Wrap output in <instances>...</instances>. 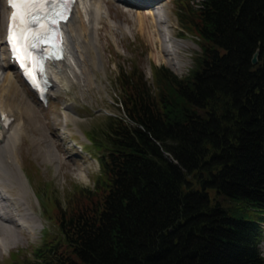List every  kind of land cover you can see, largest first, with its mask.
<instances>
[{
  "label": "trees",
  "instance_id": "obj_1",
  "mask_svg": "<svg viewBox=\"0 0 264 264\" xmlns=\"http://www.w3.org/2000/svg\"><path fill=\"white\" fill-rule=\"evenodd\" d=\"M176 1L193 66L119 71L101 175L35 264H264V0Z\"/></svg>",
  "mask_w": 264,
  "mask_h": 264
},
{
  "label": "rangeland",
  "instance_id": "obj_2",
  "mask_svg": "<svg viewBox=\"0 0 264 264\" xmlns=\"http://www.w3.org/2000/svg\"><path fill=\"white\" fill-rule=\"evenodd\" d=\"M148 1L151 2L137 4L125 0H103L110 18L98 23L95 37L97 49H88L91 58L87 66L90 72L88 79L86 74L80 72L82 68L78 67V80L68 87L52 85L49 103L42 104L22 82L14 67L2 65L9 61L3 41L8 7L5 0H0V83L7 68L15 73L20 96L7 98L12 97L8 100H15L30 111L25 115L27 126L23 134L11 136L15 138L13 150H9V154L0 153L10 172H15L16 178V183H9V190H12L9 204L5 208L2 206L6 216L12 213L14 215L10 218H16L6 222L0 217V236H8L12 242L10 246L0 249V264H11L12 258L16 259V264H35L36 253L44 249L40 245H50L54 243V237H62L59 219L64 212L72 211L78 204H88V201L82 200L81 194L84 188L93 187L96 178L101 175L100 159L105 150L98 147L95 140L92 142L90 136L103 138L108 116L124 115L123 96L117 81L119 71H141L155 88V65H166L178 75L185 74L193 66L200 48L196 35L179 22L177 1ZM149 7H153L154 11L159 10V14L150 13ZM138 9L146 11L143 17L145 30L139 26ZM162 10H165L166 16H170L169 21L161 22L160 16L165 15ZM114 22L124 25L126 30L115 26ZM169 22L177 41L179 44L182 42L181 47L178 46V56L175 55V65L166 62L168 53L164 48L172 50L171 43L166 40ZM97 54L103 63L94 67L92 58L97 59ZM19 176L26 180L29 190L28 194H24H27L25 198L20 196L19 182L23 178ZM2 201L5 205V199ZM30 210L39 216V225L33 234L24 231L18 234L14 228L18 213L29 220L27 215L31 214L28 212ZM260 247L264 255V236L260 240ZM37 248L39 250L36 251Z\"/></svg>",
  "mask_w": 264,
  "mask_h": 264
},
{
  "label": "bare ground",
  "instance_id": "obj_3",
  "mask_svg": "<svg viewBox=\"0 0 264 264\" xmlns=\"http://www.w3.org/2000/svg\"><path fill=\"white\" fill-rule=\"evenodd\" d=\"M125 1H129V0H125ZM132 2H136L137 4L148 3V1H132ZM104 4H103V0H79L78 3L74 5L72 15L65 24L66 40H67L66 55L62 59H59L55 63H53L50 68L51 78L53 81L52 85L58 88L59 87L62 88L65 86L67 87L70 86L72 82H76V79L78 80L79 77L78 67L82 68V71L80 70V72L86 74V78L88 79L90 72L88 71L87 66H88V61L91 60L88 54L91 49H97V42L95 37L98 29L97 27L98 23L101 22L103 19L109 20L110 18L109 14L106 11V7H104L105 6ZM149 9H150V13L152 12V14L154 15L156 13L159 14L158 13L159 10L154 11L153 7L152 8L149 7ZM162 11L164 12L165 15L164 17L160 16V18H162L161 22L169 21L170 16L168 14L166 16L165 10ZM137 14H138L139 26L141 29L145 30L143 17L146 16V11H141L140 9H138ZM168 24H170V22ZM168 24L166 28V31H168L167 32L168 36H166L167 37L166 40H168V42L171 43L172 50L164 47L168 53L166 62L175 65L176 64L175 55L177 53L178 46H180L182 42L179 44V42L176 39L177 36L174 35L172 29L170 28L171 24L170 25ZM114 25L122 28L123 30H126V27L124 25H121L119 22H114ZM175 40L177 41V43L175 42ZM98 54H97L98 56L97 59L92 58L94 67L99 66L100 63L102 62V58ZM178 54L176 56H178ZM1 56L2 55H0V57ZM90 63L92 64V62ZM2 65L5 66L7 65L8 67H11L12 62L7 61L6 63H2ZM16 79L17 78L15 77V73H13L11 70H9V68H7L0 83V117H4L7 114L13 116V119L8 124L5 123V120L2 121V119H0V148H1L0 153L2 155L4 154V152L8 153L9 150L10 151L13 150L15 138H12L11 136L13 135L15 137V136H19L20 134H23V130H25L24 127L25 125L27 126L25 115H27L30 112V111L28 112L27 106L23 107L22 104H18L15 100H8L12 97L7 98L8 96H13V95L20 96L19 94L20 88L15 82ZM90 79L91 76L89 80ZM12 102L15 103L10 104ZM1 154H0V204L5 208L6 206H8L9 204L8 201L12 197V190L11 191L9 190V183L11 184H13L14 182L16 183L15 180L16 178H15V172L14 173L10 172L11 170L8 168L7 164L3 161ZM19 178L22 179L23 177L19 176ZM19 184H21L20 196L22 198H25L29 191L27 188L26 180L23 178V181L19 182ZM25 193L27 194L24 195ZM4 199L6 202L5 205L4 203H1V201ZM28 212H30L31 214H29ZM28 212H27L28 215L27 213L26 215L27 217H29V220L26 219L20 213H18L19 216L17 217L18 221H16V223L14 222L15 224L14 228L15 231L18 232V234L19 233L23 234L22 231L29 234H33L35 232V229L39 225L40 218L35 213V211L30 210ZM9 214L10 215L7 216L6 214L4 215L0 214V217L2 218V220L6 222L12 221L13 219L15 220L16 217H13V219L10 218L14 214L12 213ZM11 243H12L11 239L8 236L5 235L0 236V249H4L10 246Z\"/></svg>",
  "mask_w": 264,
  "mask_h": 264
},
{
  "label": "snow or ice",
  "instance_id": "obj_4",
  "mask_svg": "<svg viewBox=\"0 0 264 264\" xmlns=\"http://www.w3.org/2000/svg\"><path fill=\"white\" fill-rule=\"evenodd\" d=\"M13 9L9 24V42L21 66L31 62L33 68L27 69V75L36 83L35 68H40V61L30 49H37L42 44H53L48 50L49 56H58L60 21L66 20L74 0H9ZM36 25L35 29L32 27ZM53 41H57L53 43ZM2 119V117H0Z\"/></svg>",
  "mask_w": 264,
  "mask_h": 264
},
{
  "label": "water",
  "instance_id": "obj_5",
  "mask_svg": "<svg viewBox=\"0 0 264 264\" xmlns=\"http://www.w3.org/2000/svg\"><path fill=\"white\" fill-rule=\"evenodd\" d=\"M257 55H258V50H256L252 56V62L255 63L257 61Z\"/></svg>",
  "mask_w": 264,
  "mask_h": 264
},
{
  "label": "clouds",
  "instance_id": "obj_6",
  "mask_svg": "<svg viewBox=\"0 0 264 264\" xmlns=\"http://www.w3.org/2000/svg\"><path fill=\"white\" fill-rule=\"evenodd\" d=\"M96 170L98 171L99 170V166L97 165V168ZM83 175V174H82ZM85 182H87V179L85 178Z\"/></svg>",
  "mask_w": 264,
  "mask_h": 264
}]
</instances>
